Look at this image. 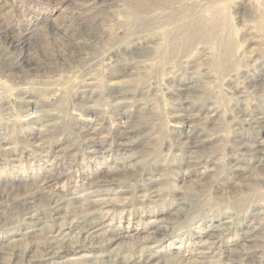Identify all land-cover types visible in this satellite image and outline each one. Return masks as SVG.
Here are the masks:
<instances>
[{
    "label": "rangeland",
    "instance_id": "obj_1",
    "mask_svg": "<svg viewBox=\"0 0 264 264\" xmlns=\"http://www.w3.org/2000/svg\"><path fill=\"white\" fill-rule=\"evenodd\" d=\"M263 127L264 0H0V264H264Z\"/></svg>",
    "mask_w": 264,
    "mask_h": 264
},
{
    "label": "bare ground",
    "instance_id": "obj_2",
    "mask_svg": "<svg viewBox=\"0 0 264 264\" xmlns=\"http://www.w3.org/2000/svg\"><path fill=\"white\" fill-rule=\"evenodd\" d=\"M92 111V110H91ZM93 112V111H92ZM263 120V119H262ZM264 128V127H263ZM183 138H181V139H183V141H186V142H188V143H191L192 145H197V143L199 142V140H198V137H196L195 135H193V134H186V135H184V136H182ZM259 144H261V143H259ZM258 152H256V154H257Z\"/></svg>",
    "mask_w": 264,
    "mask_h": 264
}]
</instances>
